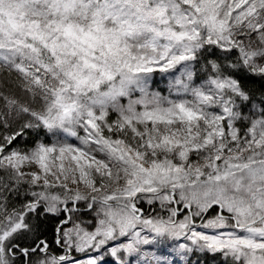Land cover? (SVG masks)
Masks as SVG:
<instances>
[{
	"label": "snow or ice",
	"instance_id": "obj_1",
	"mask_svg": "<svg viewBox=\"0 0 264 264\" xmlns=\"http://www.w3.org/2000/svg\"><path fill=\"white\" fill-rule=\"evenodd\" d=\"M0 264H264V0H0Z\"/></svg>",
	"mask_w": 264,
	"mask_h": 264
}]
</instances>
